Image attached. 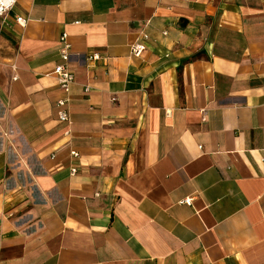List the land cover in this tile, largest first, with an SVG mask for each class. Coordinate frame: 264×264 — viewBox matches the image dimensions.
<instances>
[{"label": "crops", "instance_id": "obj_1", "mask_svg": "<svg viewBox=\"0 0 264 264\" xmlns=\"http://www.w3.org/2000/svg\"><path fill=\"white\" fill-rule=\"evenodd\" d=\"M13 7L0 264H264V0ZM64 32L68 92L54 73Z\"/></svg>", "mask_w": 264, "mask_h": 264}, {"label": "built area", "instance_id": "obj_2", "mask_svg": "<svg viewBox=\"0 0 264 264\" xmlns=\"http://www.w3.org/2000/svg\"><path fill=\"white\" fill-rule=\"evenodd\" d=\"M16 3H17V0H13V2L8 6H5L4 4H0V16L7 15L10 12V10H12L14 8L13 6ZM16 19H17V21H19L24 26L27 23L26 18L24 19L21 16H18ZM61 35L62 36L60 38V44L62 45L61 54H62L63 63L56 66L54 73H55V77L59 81L60 87L65 92H68L69 88L71 86V83L75 79L74 74L68 68V63L70 62L71 55H72V49H71V43L68 40V35L65 32L62 33ZM131 47H132L131 53L135 56H138V57H140L143 54L144 50L146 49L144 44L142 45L141 43H138V42L132 44ZM99 58H100V55H97V54H93L90 56L91 60H98ZM67 101H68V99L60 98L57 101V103L59 105L63 106L67 103ZM59 117L62 121H68L69 114H68L67 110L62 109L59 112ZM187 201L190 202V200H187Z\"/></svg>", "mask_w": 264, "mask_h": 264}, {"label": "clouds", "instance_id": "obj_3", "mask_svg": "<svg viewBox=\"0 0 264 264\" xmlns=\"http://www.w3.org/2000/svg\"><path fill=\"white\" fill-rule=\"evenodd\" d=\"M13 2V0H0V4H4L5 6L10 5Z\"/></svg>", "mask_w": 264, "mask_h": 264}]
</instances>
